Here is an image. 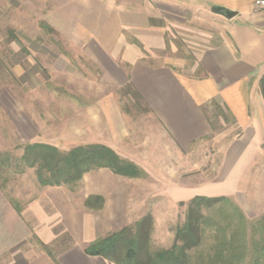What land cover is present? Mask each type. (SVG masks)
I'll list each match as a JSON object with an SVG mask.
<instances>
[{
	"label": "rangeland",
	"instance_id": "obj_1",
	"mask_svg": "<svg viewBox=\"0 0 264 264\" xmlns=\"http://www.w3.org/2000/svg\"><path fill=\"white\" fill-rule=\"evenodd\" d=\"M227 23L203 0H0V176L7 196L29 199L42 187L35 169L18 161L24 145L46 143L62 154L105 140L107 124L113 121L119 124V133L126 128L140 142L147 138L140 148L167 157L170 161L163 164L175 173L176 178L160 164L156 168V162L145 161L150 180L147 175L137 178L133 191L139 205H127L129 226L145 215L152 217L151 250L169 248L184 221L189 201L172 202L173 187L187 193L204 184L214 187L222 173L234 194L223 195L229 202L215 204L223 206L221 213L214 208L206 211L222 229L209 227L199 250L225 249L236 231L239 241L245 238V249H237L244 255L240 264H264V140L259 148L245 147L248 138L243 139L224 106L211 99L203 105L211 133L196 140L180 161L168 157V145L150 128L152 118L134 86L123 80V74L118 78L128 44L135 45L133 52L147 62L169 64L185 78L201 77L197 55L229 38ZM157 36H162V47L149 48L146 40ZM107 45L115 46L111 56L117 69L101 70L95 60L108 57L102 49ZM132 146L127 149L137 150ZM229 205L236 206L244 220ZM44 206L54 211V205ZM104 214H95L100 216L99 237L119 230L104 226ZM52 229V242L44 243L33 234L22 253L38 257L47 254L45 246L54 254L66 246L69 233L59 226ZM193 264L202 263L195 259Z\"/></svg>",
	"mask_w": 264,
	"mask_h": 264
},
{
	"label": "crops",
	"instance_id": "obj_2",
	"mask_svg": "<svg viewBox=\"0 0 264 264\" xmlns=\"http://www.w3.org/2000/svg\"><path fill=\"white\" fill-rule=\"evenodd\" d=\"M255 1L203 0L212 9L220 8L236 14L227 18L229 38L218 45L206 47L197 55V67L202 72L199 78L182 77L169 64L147 62L133 52L135 45H126L124 50L130 51H126L122 57L124 65L118 78L121 79L123 74V80L129 79L134 86L152 118L150 128L157 130L159 138L168 145L165 153L168 157L176 156L180 161L196 140L211 133L210 121L203 110V105L211 99L224 106L236 127L242 130L243 139L248 138L245 147L259 148L262 144L264 102L258 81L264 73V8L257 7ZM159 38L147 39V46L161 48L162 36ZM113 48L115 46H102L108 57L95 59L101 70L104 67L117 69V61L111 56ZM117 126L119 124L109 122L105 140H97L96 143L106 145L134 162L144 170L148 179L151 169L145 161L150 160L157 163L156 168L160 164L163 171L176 178L174 171H169V166L163 164L170 161L167 157L153 155L147 148L144 153L140 148L147 138L140 142L141 138H134L126 128L119 133ZM129 140L131 143H126ZM128 145L137 147V150L131 152L127 149ZM136 181L100 168L85 173L75 187L42 186L37 188L38 195L29 199L19 197L18 192V197L15 195L11 198L0 190V264H55L45 253L36 257L28 256L21 250L33 234L44 243L52 242L55 236L53 226L63 227L70 238L66 246L56 253L58 264H114L100 256L86 254L84 248L99 237L101 231L100 216L95 214L105 213L104 226L109 230L127 225V205H139L135 196L137 193L133 191ZM228 182L227 174L221 173L219 184L217 182L214 187L204 184L198 190L195 188L187 193L175 186L172 202H188L196 195H233ZM90 196L102 197V207L97 210L86 207L85 200ZM14 205H18L19 211ZM44 205H54V211L45 209Z\"/></svg>",
	"mask_w": 264,
	"mask_h": 264
},
{
	"label": "trees",
	"instance_id": "obj_3",
	"mask_svg": "<svg viewBox=\"0 0 264 264\" xmlns=\"http://www.w3.org/2000/svg\"><path fill=\"white\" fill-rule=\"evenodd\" d=\"M258 86L264 102V73L259 78ZM6 159L8 160L7 157ZM18 161L26 167L35 169L40 186L76 185L85 173L100 168L132 179L143 178L146 175L144 170L134 162L102 144L77 145L61 154L56 146L46 143H29L24 145ZM2 163L3 159L0 161V166ZM2 180L0 176V190L5 191ZM94 201L97 202V206L94 205ZM223 202H229L228 198L203 195L191 198L186 206L184 221L175 229L174 240L169 248L151 250L153 220L150 215H145L135 221L132 226H124L93 240L85 246L84 251L88 255L100 256L114 264H193L195 259L202 264H240L244 255L237 249H245V238L239 241V238L235 236L236 231L229 235L225 249L217 246L213 253H203L199 250L209 227L214 225L217 231H221V226L215 223L206 211L214 208L221 213L223 206L215 204ZM102 204L101 197L91 196L85 200V206L88 208H101ZM14 206L19 211L18 206ZM229 206L233 207V212L240 220H244L243 214L236 206ZM45 249L51 260L58 264L56 254L48 246H45ZM262 257L264 261V251ZM256 261L258 259H255Z\"/></svg>",
	"mask_w": 264,
	"mask_h": 264
},
{
	"label": "water",
	"instance_id": "obj_4",
	"mask_svg": "<svg viewBox=\"0 0 264 264\" xmlns=\"http://www.w3.org/2000/svg\"><path fill=\"white\" fill-rule=\"evenodd\" d=\"M212 11L222 14L226 18H232L235 16V12L229 10H221L220 8H213Z\"/></svg>",
	"mask_w": 264,
	"mask_h": 264
},
{
	"label": "built area",
	"instance_id": "obj_5",
	"mask_svg": "<svg viewBox=\"0 0 264 264\" xmlns=\"http://www.w3.org/2000/svg\"><path fill=\"white\" fill-rule=\"evenodd\" d=\"M255 5L259 8H264V0H256Z\"/></svg>",
	"mask_w": 264,
	"mask_h": 264
}]
</instances>
